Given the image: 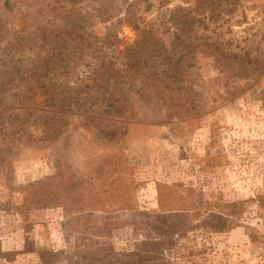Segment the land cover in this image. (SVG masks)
Listing matches in <instances>:
<instances>
[{
    "label": "rangeland",
    "instance_id": "1",
    "mask_svg": "<svg viewBox=\"0 0 264 264\" xmlns=\"http://www.w3.org/2000/svg\"><path fill=\"white\" fill-rule=\"evenodd\" d=\"M262 199L264 0H0V264H264Z\"/></svg>",
    "mask_w": 264,
    "mask_h": 264
},
{
    "label": "trees",
    "instance_id": "2",
    "mask_svg": "<svg viewBox=\"0 0 264 264\" xmlns=\"http://www.w3.org/2000/svg\"><path fill=\"white\" fill-rule=\"evenodd\" d=\"M47 179L50 180L51 177L50 178H47ZM43 185H44V187H43ZM46 185L47 184H44V182H42L41 184H38V186H34L32 188H27L26 191H38L34 195V197H36V199H35V201H36L38 196H39V198H42V195H45V193L47 191ZM42 199H44V198H42ZM89 200H90V205L86 209H90V208L96 209L94 207L102 206L103 205V202L101 201V198L97 199L93 195L89 196ZM121 200H122L123 203H121V205H118L119 206L118 207L119 210H126V211H132V212H134V209H133L132 205H130L131 204L130 203L131 201H129L130 199H128V197L121 196ZM260 202H261L262 206H264V199H262V201H260ZM243 204H244V201H236V202L228 203L227 205H228V208L231 209V211L235 212ZM98 209L103 210L101 208H98ZM234 226L235 225L233 224V225L230 226V228H233ZM162 231H164V229H162ZM170 232H171V230L170 231H166V233H168V234H170ZM46 261L47 260L45 259V256L42 257V262H43L42 264H46ZM143 264H145V263H143Z\"/></svg>",
    "mask_w": 264,
    "mask_h": 264
}]
</instances>
